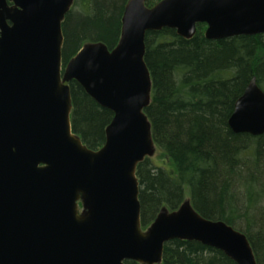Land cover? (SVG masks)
<instances>
[{
  "label": "water",
  "instance_id": "water-1",
  "mask_svg": "<svg viewBox=\"0 0 264 264\" xmlns=\"http://www.w3.org/2000/svg\"><path fill=\"white\" fill-rule=\"evenodd\" d=\"M74 0H0V264H161L166 242L197 241L257 264L247 235L189 200L141 225L138 164L155 148L145 108L148 31L183 37L205 23L220 39L264 33V0H129L116 46L87 42L63 68L62 24ZM76 80L113 118L99 149L72 128ZM264 132V92L251 80L228 121ZM83 212L78 211V201Z\"/></svg>",
  "mask_w": 264,
  "mask_h": 264
},
{
  "label": "trees",
  "instance_id": "trees-1",
  "mask_svg": "<svg viewBox=\"0 0 264 264\" xmlns=\"http://www.w3.org/2000/svg\"><path fill=\"white\" fill-rule=\"evenodd\" d=\"M127 2L73 1L62 24L63 68L87 42L101 41L109 48L118 44ZM145 43L152 80L145 111L167 164L146 157L137 166L142 227L147 228L161 208L175 210L190 198L203 216L244 232L257 264H264V208L257 206L264 197V135L236 133L228 125L249 78L256 75L264 86V34L210 39L198 25L196 34L186 38L165 27L148 31ZM70 85L73 131L89 148L99 149L113 112L76 80ZM161 264L237 263L220 249L172 239L165 244Z\"/></svg>",
  "mask_w": 264,
  "mask_h": 264
},
{
  "label": "flooded vegetation",
  "instance_id": "flooded-vegetation-1",
  "mask_svg": "<svg viewBox=\"0 0 264 264\" xmlns=\"http://www.w3.org/2000/svg\"><path fill=\"white\" fill-rule=\"evenodd\" d=\"M129 1V0H128ZM160 1V0H159ZM158 1V2H159ZM157 2V3H158ZM157 3H155V4H157ZM127 4V3H126ZM154 4V5H155ZM145 5L147 6V7H153V6H148L147 5V3H146V0H145ZM198 25H203V27H204V35H205V30H206V28H207V24H205V23H197L196 24V28L198 29ZM165 28V27H164ZM168 28V27H167ZM174 29V28H173ZM197 29H196V32H197ZM176 30V29H175ZM178 34V33H177ZM196 34V33H195ZM259 34H264V33H259ZM179 35V34H178ZM252 35H256V34H252ZM237 36H240V35H237ZM247 36H250V35H247ZM183 37V36H182ZM234 37V36H233ZM229 38V37H228ZM221 39V38H220ZM146 44V43H145ZM146 52V51H145ZM77 54V53H76ZM75 54V55H76ZM63 60V59H62ZM253 78H255V81H256V84L259 86V88L264 92V86H262L261 85V83H259L258 82V79H257V76L256 75H254V76H252V77H250L249 78V82H248V84L246 85V87L244 88V90H243V92H242V94L237 98V99H239L242 95H243V93L245 92V90H246V88H247V86L249 85V83L251 82V80L253 79ZM152 92V91H151ZM237 99L235 100V102L237 101ZM151 101V100H150ZM149 105V104H148ZM234 107H235V103H234ZM73 109V108H72ZM146 109V108H145ZM233 111H234V109H233ZM233 111H232V113H233ZM146 112V111H145ZM232 113L229 115V117H228V121H229V119H230V117H231V115H232ZM72 114V113H71ZM150 120V119H149ZM233 131V130H232ZM234 132V131H233ZM236 133H245V134H250V133H247V132H236ZM251 135H253V134H251ZM264 135V132L262 133V134H258V135H253V136H256V137H260V136H263ZM259 200L257 201V206H258V208L260 207V209L261 208H264V197H259L258 198ZM184 200H189L190 202H191V204H192V201H191V199L190 198H185ZM183 200V201H184ZM192 206L195 208V206L192 204ZM166 207V206H165ZM167 209H169L170 210V208H168V207H166ZM257 210V209H256ZM82 213V212H81ZM146 229V228H145ZM250 241V240H249ZM202 244V243H201ZM204 245V244H203ZM208 246V245H207ZM134 262H136V261H134ZM137 263H141V262H137ZM162 263V262H161ZM142 264V263H141Z\"/></svg>",
  "mask_w": 264,
  "mask_h": 264
},
{
  "label": "rangeland",
  "instance_id": "rangeland-1",
  "mask_svg": "<svg viewBox=\"0 0 264 264\" xmlns=\"http://www.w3.org/2000/svg\"><path fill=\"white\" fill-rule=\"evenodd\" d=\"M150 158L152 160H154L155 162L159 163V164H164L166 165L167 163L164 162V158L165 156L163 155V153L160 151V149L156 146L155 144V148H154V152L153 154L150 156ZM83 202L82 200L80 199L78 201V211L79 213L83 212ZM138 264H141V263H138Z\"/></svg>",
  "mask_w": 264,
  "mask_h": 264
}]
</instances>
